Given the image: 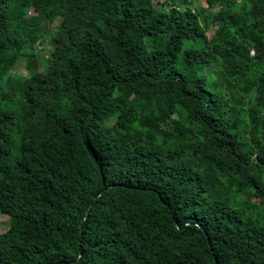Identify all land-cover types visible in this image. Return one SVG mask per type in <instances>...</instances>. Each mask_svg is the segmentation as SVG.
I'll return each instance as SVG.
<instances>
[{
    "label": "trees",
    "instance_id": "obj_1",
    "mask_svg": "<svg viewBox=\"0 0 264 264\" xmlns=\"http://www.w3.org/2000/svg\"><path fill=\"white\" fill-rule=\"evenodd\" d=\"M0 213V264H264V0H0Z\"/></svg>",
    "mask_w": 264,
    "mask_h": 264
},
{
    "label": "rangeland",
    "instance_id": "obj_2",
    "mask_svg": "<svg viewBox=\"0 0 264 264\" xmlns=\"http://www.w3.org/2000/svg\"><path fill=\"white\" fill-rule=\"evenodd\" d=\"M162 2V0H155L156 5H159ZM194 6H200L199 2H194ZM57 23L54 26H49L47 24L44 25V29L46 32V36L44 39V45L43 47L40 48V56L44 57L45 59V55H47L48 53H50L51 50V45L49 43V38L51 36H53V33L55 32L56 28H57ZM213 31L211 30L208 35L211 37L213 35ZM45 61H43V59H38L37 61V67L38 69L41 71L44 67ZM28 66V60L26 58H21L16 69H15V73H18L20 75H23L25 77H29L30 76V71L27 69ZM115 123V120H112L109 124V126H112ZM10 229V217L1 214L0 213V233L1 234H5L6 232H8Z\"/></svg>",
    "mask_w": 264,
    "mask_h": 264
}]
</instances>
